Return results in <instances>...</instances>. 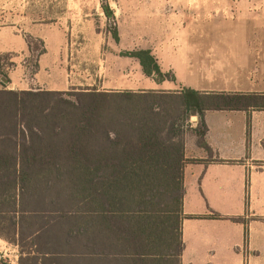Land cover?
<instances>
[{
  "label": "trees",
  "instance_id": "obj_1",
  "mask_svg": "<svg viewBox=\"0 0 264 264\" xmlns=\"http://www.w3.org/2000/svg\"><path fill=\"white\" fill-rule=\"evenodd\" d=\"M111 36L119 41L116 26ZM121 55L156 83L175 80L149 48ZM9 56L0 54V238L30 239L45 256L73 247L87 264H180L183 126L197 115V144L210 150L205 112L264 110V93L13 90Z\"/></svg>",
  "mask_w": 264,
  "mask_h": 264
},
{
  "label": "crops",
  "instance_id": "obj_2",
  "mask_svg": "<svg viewBox=\"0 0 264 264\" xmlns=\"http://www.w3.org/2000/svg\"><path fill=\"white\" fill-rule=\"evenodd\" d=\"M217 2L157 0V6L147 7L165 11L169 16V24L162 18L169 29H162L172 37L159 41L158 51L164 54V59L155 56L161 70L172 71L175 80L154 81V86L144 89L264 93L259 88L264 83V61L260 63L246 50L249 39L231 37L264 34V27L258 32L252 26L244 30L219 27L204 30L190 26L188 22L178 26L181 19L223 17L225 13L234 19H248L252 24L256 19L264 18V0ZM36 27L30 35L46 41L41 28ZM209 34L212 37L204 36ZM225 34L230 35L231 44L235 41L241 46L239 53L234 54L232 50L229 55L224 52L221 42L225 37L221 35ZM191 35L196 37L193 39ZM26 48L27 43L20 33L0 30V53H21ZM17 72L18 66L9 72L13 88L20 85L15 80ZM41 72L46 73L40 59L35 74L37 79ZM166 83L173 87L164 88ZM190 118L191 124L199 123L197 116ZM204 120L207 126L204 141L210 150L197 144L195 134L187 135L184 142L187 160L183 169V250L179 262L264 264V110H208ZM237 195L244 201L247 198V204L237 207Z\"/></svg>",
  "mask_w": 264,
  "mask_h": 264
},
{
  "label": "rangeland",
  "instance_id": "obj_3",
  "mask_svg": "<svg viewBox=\"0 0 264 264\" xmlns=\"http://www.w3.org/2000/svg\"><path fill=\"white\" fill-rule=\"evenodd\" d=\"M156 1L0 0V30H14L20 33L27 43V48L21 53H0L10 54L6 58V63L14 62L9 72L18 66L15 80L20 85L13 88L10 82L7 88L46 90L52 87L54 91L73 92L87 89L137 91L154 86V80L142 73L138 62L133 58L122 56L121 52L149 48L154 55H159V59H164V54L158 51L159 41L169 40L172 35L162 29L165 27L163 17L169 24L167 12L147 9L150 6H157ZM210 1L217 4L220 0ZM224 1L231 2L232 0ZM104 5H108L113 10L112 16L107 17L104 14L102 9ZM159 5L168 6L169 3ZM222 16L181 19L178 26L186 25V22L190 26L204 28V30L212 27H219L223 30L232 28L244 30L252 26L258 32L264 27V18H258L252 24L245 18L234 19L229 13L222 14ZM35 26L41 28L40 32L45 35L47 42L30 35L31 31H35ZM114 26L118 29V42H115L111 36ZM165 29L169 28L165 27ZM204 36L212 37V34ZM221 36L225 37L221 42L224 52L230 55L233 51L234 54L241 51V46L237 42L234 41L231 44L230 35ZM191 37L194 39L196 35H191ZM231 37L249 39L247 42L249 46L246 50L252 56L255 55L260 63L264 61V34H235ZM198 45L200 47V44ZM43 47L46 51L39 56L38 53ZM246 50L244 48L245 52ZM40 59L46 73L41 72L37 79L35 77L37 72L34 69L36 61L38 60L39 64ZM169 72L172 73V71ZM172 87L173 84L168 83L164 86V88ZM259 88L262 89L261 91L264 90L263 82ZM190 119L188 118L183 126L184 142L187 135L194 134L193 129L200 127L199 123L191 124ZM237 200L239 208L248 202L247 198L244 201L239 195H237ZM0 232L7 234L1 223ZM32 243L30 239H24L20 241L19 246L0 238V257L10 264H87L83 263L76 248L72 247L61 255L48 254L45 256L37 252ZM41 243L38 249L42 248Z\"/></svg>",
  "mask_w": 264,
  "mask_h": 264
}]
</instances>
